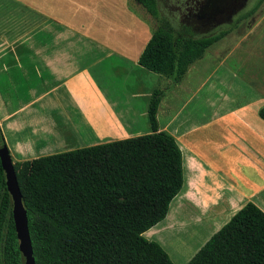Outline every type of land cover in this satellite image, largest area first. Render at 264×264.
<instances>
[{
	"label": "crops",
	"instance_id": "crops-1",
	"mask_svg": "<svg viewBox=\"0 0 264 264\" xmlns=\"http://www.w3.org/2000/svg\"><path fill=\"white\" fill-rule=\"evenodd\" d=\"M153 28L152 19L128 0H0V130L12 158L31 160L149 134L147 106L158 76L138 59ZM216 70L207 53L164 96L157 113L160 131L181 149L183 175L187 165L203 172L186 190L204 193L208 221L193 237L205 243L212 220L249 202L264 213V121L258 115L264 98L254 100L252 109L214 117L209 83ZM202 92L204 114H185ZM188 198L183 194L173 209L176 226L197 213Z\"/></svg>",
	"mask_w": 264,
	"mask_h": 264
},
{
	"label": "trees",
	"instance_id": "trees-1",
	"mask_svg": "<svg viewBox=\"0 0 264 264\" xmlns=\"http://www.w3.org/2000/svg\"><path fill=\"white\" fill-rule=\"evenodd\" d=\"M128 1L154 23L138 59L140 67L158 76L147 106L150 133L31 160L12 159L35 264H173L159 244L143 236L165 219L184 185L181 149L174 137L160 131L158 108L231 30L196 37L160 17L156 0ZM263 2L258 0L237 23L250 19ZM258 115L264 121V107ZM0 147L7 148L1 130ZM0 264H24L1 164ZM187 264H264V213L245 204Z\"/></svg>",
	"mask_w": 264,
	"mask_h": 264
},
{
	"label": "rangeland",
	"instance_id": "rangeland-1",
	"mask_svg": "<svg viewBox=\"0 0 264 264\" xmlns=\"http://www.w3.org/2000/svg\"><path fill=\"white\" fill-rule=\"evenodd\" d=\"M156 1L160 17L169 19L176 30H180L183 26L187 33L196 37L210 36L223 30H231L224 39L215 43L208 52L212 56V62L217 67V72L214 73L212 82L209 83V87L212 84L213 102L211 110L214 117L222 111L227 112L238 107L251 105L250 109H252L254 100L264 98V2L247 21L237 23L238 18L247 13L258 0H248L244 8L237 16L233 17L231 22L222 21L215 28L203 31L194 29L197 26L194 20L185 18L189 11L197 9V2L200 3L202 0ZM139 8L146 18H150L141 7ZM211 71L212 69L208 68L205 73L207 72L208 75ZM193 98V101L185 110V114L201 111L200 100L204 98V92ZM203 114L204 112L201 111L198 115ZM215 144L218 148L223 146L219 140L218 142L215 140ZM213 157L217 158L216 155H213ZM13 162L16 161L13 159ZM193 171L196 172V176L195 179L191 180L190 176L194 174ZM200 173L203 172H200L199 168L194 170L188 165L185 167L183 188L170 203L167 218L165 217L163 221L144 233L145 239L161 246L173 264H187L205 243V240H195L193 237V233L198 232L202 224L208 221L206 220L208 213H204L206 208L205 199H203L204 193L197 194L194 192V188L189 192L188 189L186 190L189 183L192 182L191 186H194L196 180H201L199 178ZM214 177L212 174L209 179L216 180ZM185 193L189 195V200L185 203L196 208L197 213L191 216L187 223L184 222L181 225L180 222V224L178 223L180 226H176V223L172 221L173 209L178 202H181L182 195ZM233 214L234 212L231 211L223 217L212 220V227L208 235L216 233L220 227L231 219Z\"/></svg>",
	"mask_w": 264,
	"mask_h": 264
},
{
	"label": "water",
	"instance_id": "water-1",
	"mask_svg": "<svg viewBox=\"0 0 264 264\" xmlns=\"http://www.w3.org/2000/svg\"><path fill=\"white\" fill-rule=\"evenodd\" d=\"M0 164L5 175L6 188L12 201V219L18 240L19 252L24 260V264H35L28 231L26 210L22 203L14 171V163L6 147H0Z\"/></svg>",
	"mask_w": 264,
	"mask_h": 264
},
{
	"label": "flooded vegetation",
	"instance_id": "flooded-vegetation-1",
	"mask_svg": "<svg viewBox=\"0 0 264 264\" xmlns=\"http://www.w3.org/2000/svg\"><path fill=\"white\" fill-rule=\"evenodd\" d=\"M247 2L248 0H202L197 2V9L192 10L195 12L189 11L185 18L194 20L197 24L194 29L208 31L222 21L231 22Z\"/></svg>",
	"mask_w": 264,
	"mask_h": 264
}]
</instances>
